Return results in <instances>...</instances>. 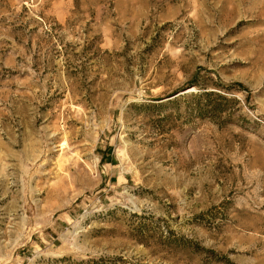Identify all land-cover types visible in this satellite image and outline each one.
<instances>
[{"label":"rangeland","instance_id":"rangeland-1","mask_svg":"<svg viewBox=\"0 0 264 264\" xmlns=\"http://www.w3.org/2000/svg\"><path fill=\"white\" fill-rule=\"evenodd\" d=\"M0 264H264V0H0Z\"/></svg>","mask_w":264,"mask_h":264},{"label":"trees","instance_id":"trees-1","mask_svg":"<svg viewBox=\"0 0 264 264\" xmlns=\"http://www.w3.org/2000/svg\"><path fill=\"white\" fill-rule=\"evenodd\" d=\"M191 87H198L201 91L189 96L190 100L194 103L192 105V110L195 111L201 118H210L213 120L220 118V114L223 111L221 102L227 101L226 97L220 93H216L215 91L203 89L196 83H193ZM218 88H222L225 91H230L236 88L241 91L246 90L242 84H222L218 85Z\"/></svg>","mask_w":264,"mask_h":264},{"label":"water","instance_id":"water-1","mask_svg":"<svg viewBox=\"0 0 264 264\" xmlns=\"http://www.w3.org/2000/svg\"><path fill=\"white\" fill-rule=\"evenodd\" d=\"M190 89H191V88H188V89L184 90L183 92L188 91V90H190ZM180 93H182V92L177 93L175 96L179 95Z\"/></svg>","mask_w":264,"mask_h":264}]
</instances>
